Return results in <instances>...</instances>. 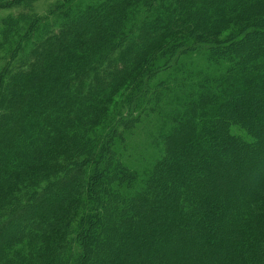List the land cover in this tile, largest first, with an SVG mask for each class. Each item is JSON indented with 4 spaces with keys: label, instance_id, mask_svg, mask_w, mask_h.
<instances>
[{
    "label": "trees",
    "instance_id": "1",
    "mask_svg": "<svg viewBox=\"0 0 264 264\" xmlns=\"http://www.w3.org/2000/svg\"><path fill=\"white\" fill-rule=\"evenodd\" d=\"M35 1L0 0L24 8L0 22V264H264V0ZM200 49L218 67L179 66L140 177L115 139L173 91L150 71Z\"/></svg>",
    "mask_w": 264,
    "mask_h": 264
},
{
    "label": "rangeland",
    "instance_id": "2",
    "mask_svg": "<svg viewBox=\"0 0 264 264\" xmlns=\"http://www.w3.org/2000/svg\"><path fill=\"white\" fill-rule=\"evenodd\" d=\"M97 0H72L70 2L69 7L73 6V9L78 8L79 10L82 9L83 7H87L89 5H92L96 3ZM56 0H36L33 2L31 5L32 7H29L25 10L29 12V14H34L37 13L39 16H46L50 9L54 8L56 5ZM24 8L20 7H8L4 9H0V22L3 19H6L7 17L13 16L18 14L20 11L22 12ZM72 9V8H71ZM201 50H195L192 53L186 54L181 56L179 59H177V56L174 57V61H172V65L170 68L159 70V69H152L150 72L154 71L155 73L152 75L153 77L149 79L150 85H155L159 84L158 82L162 83L165 80L168 81L169 85H173L172 87H169V89H172L173 91L170 92L164 100L160 103L159 106L154 108L153 110L149 111L146 113L145 116H143L140 119V122L134 126V128L129 127L126 129H122L121 138L115 139L114 145L116 148V151L118 154L122 155V160L130 166L132 169L137 170V173L139 174L140 177H142L145 174V171L149 169L153 162L158 158L160 152L162 151V137L164 136L166 130L162 129V127L167 125L168 118H169V124L171 123V118L173 115L176 113L178 109V100L181 97V93H183L184 90H186V85L187 82L185 83V86L182 88H179L178 83H175L176 81H180L184 79L183 73L185 70H189L190 66H192V69L195 71L199 68H204V69H210L209 65L211 68L216 69L218 66L209 63L203 54H201ZM163 60V59H162ZM165 61V60H163ZM184 63V64H183ZM209 64V65H208ZM185 68L184 71L183 69H180L179 66L182 68ZM149 73V71H147ZM187 75H185L186 77ZM190 84V81L188 82ZM137 84V82H131L130 84H127L123 88L119 90V92L116 94V96L113 99L112 105L109 107V110L107 114L99 119L98 124L94 128V134L96 135L98 132H101L103 127H107L111 121L115 123L117 120V114L120 109H122V102L126 98V96L132 91L134 86ZM143 87V86H142ZM163 86L160 85L159 88ZM141 91L145 97V93L142 91L143 88L138 89ZM182 90V91H180ZM142 93H138L135 97L136 101H140L143 98ZM188 135L190 138L191 134H185V136ZM185 139V138H183ZM152 163V164H151ZM133 184V183H132ZM130 185L131 188L133 185ZM35 189H41L40 186H37ZM31 191V190H29ZM28 191V192H29ZM23 193H26L27 190L26 188L23 187L22 189ZM93 193H89V197H92ZM23 198L19 200V203L23 202ZM9 202V201H6ZM17 205V202L15 203ZM208 209V207H207ZM203 212V211H202ZM204 213V212H203ZM77 215H74L71 220H68V225L66 226V233H71L77 222ZM115 227V226H114ZM131 229V228H129ZM116 231L113 229L111 232ZM155 244V242L153 243ZM32 245L30 246H25L24 245H14V248H20L17 250H20V255H23L26 251L30 249ZM151 247L155 248V245H150ZM124 256V255H123ZM121 260L123 262L125 260H132V258H126L121 257Z\"/></svg>",
    "mask_w": 264,
    "mask_h": 264
}]
</instances>
